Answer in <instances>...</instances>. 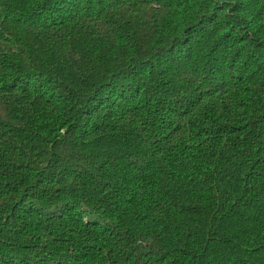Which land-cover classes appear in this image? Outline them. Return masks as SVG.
Instances as JSON below:
<instances>
[{
  "label": "trees",
  "instance_id": "1",
  "mask_svg": "<svg viewBox=\"0 0 264 264\" xmlns=\"http://www.w3.org/2000/svg\"><path fill=\"white\" fill-rule=\"evenodd\" d=\"M0 264H264V0H0Z\"/></svg>",
  "mask_w": 264,
  "mask_h": 264
}]
</instances>
